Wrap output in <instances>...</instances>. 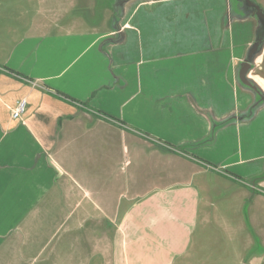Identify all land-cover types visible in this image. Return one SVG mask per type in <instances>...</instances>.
Listing matches in <instances>:
<instances>
[{"label":"crops","instance_id":"0c3cea01","mask_svg":"<svg viewBox=\"0 0 264 264\" xmlns=\"http://www.w3.org/2000/svg\"><path fill=\"white\" fill-rule=\"evenodd\" d=\"M111 1L0 0V264H264V23Z\"/></svg>","mask_w":264,"mask_h":264},{"label":"rangeland","instance_id":"374dc122","mask_svg":"<svg viewBox=\"0 0 264 264\" xmlns=\"http://www.w3.org/2000/svg\"><path fill=\"white\" fill-rule=\"evenodd\" d=\"M107 1L108 0H90V25L108 27L109 25L114 24V22L116 21V18L114 19L113 16L112 18L109 17L107 12L105 10L103 11L104 9L103 6L105 3H107ZM115 1L116 0H112L111 4H115ZM30 5H31L30 6L31 12L33 13L35 10L34 9L35 3L32 1ZM46 6L48 9H53V10H58L61 8H63V10H67V9L73 8L74 10H77L78 13L80 12L81 14H84L86 16L88 14L87 8L89 7V5L86 4V0H46ZM16 7H17V4H16ZM106 15L108 18V22H106V19L103 22L101 18L106 17ZM237 235L242 236V234L238 232H237ZM233 237L235 238V236ZM240 247L241 246H238V244L235 246H231L232 251L233 249L237 251L242 250ZM259 247H261L260 244H259ZM256 249H259V248L256 247ZM227 259L228 257L225 256L224 260L221 261L220 259V262H217V264H228V262H226Z\"/></svg>","mask_w":264,"mask_h":264},{"label":"water","instance_id":"95a60500","mask_svg":"<svg viewBox=\"0 0 264 264\" xmlns=\"http://www.w3.org/2000/svg\"><path fill=\"white\" fill-rule=\"evenodd\" d=\"M245 2H246V5L248 6V8L251 10V11H253L252 13H254L256 16H257V18L259 19V22L260 23H264V13H263V11L258 7V6H256L251 0H245ZM261 40H260V38L256 41V45H258L259 43H261L260 42ZM255 45V46H256ZM253 50V49H252ZM254 51V50H253ZM248 66H243L241 69H240V75H239V77H240V81H242L245 85H247V86H249V87H252L253 88V90H256V88L254 87V86H252V84L249 82V81H247L246 79H245V75H246V68H247Z\"/></svg>","mask_w":264,"mask_h":264},{"label":"trees","instance_id":"16d2710c","mask_svg":"<svg viewBox=\"0 0 264 264\" xmlns=\"http://www.w3.org/2000/svg\"><path fill=\"white\" fill-rule=\"evenodd\" d=\"M7 70V72L8 73H10V74H15V75H20V74H18L17 72H14V71H12V70H9V69H6ZM57 97H61V98H63V99H65V100H67V101H70V102H74V100H72L71 98H68V97H66V96H64L63 94H60L59 92H55L54 93ZM96 115H101V117H103V118H105V119H110V120H114L113 118H109V116H106V115H102V114H97L96 113ZM156 143H160V142H157L156 141ZM160 145H161V143H160ZM161 146H164V147H166L167 149H175V147L174 146H172V145H170V144H167V143H162V145ZM202 161V160H201ZM202 162H204V161H202ZM205 164H206V162H204ZM208 164V163H207ZM209 165V164H208Z\"/></svg>","mask_w":264,"mask_h":264},{"label":"built area","instance_id":"2783aa9c","mask_svg":"<svg viewBox=\"0 0 264 264\" xmlns=\"http://www.w3.org/2000/svg\"><path fill=\"white\" fill-rule=\"evenodd\" d=\"M25 107V100H20L17 104V106L12 110V117L13 118H20L23 110Z\"/></svg>","mask_w":264,"mask_h":264}]
</instances>
